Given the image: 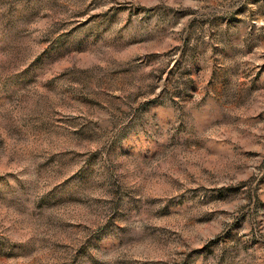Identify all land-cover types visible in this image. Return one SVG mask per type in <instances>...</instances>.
Segmentation results:
<instances>
[{"label":"rangeland","instance_id":"1","mask_svg":"<svg viewBox=\"0 0 264 264\" xmlns=\"http://www.w3.org/2000/svg\"><path fill=\"white\" fill-rule=\"evenodd\" d=\"M0 264H264V0H0Z\"/></svg>","mask_w":264,"mask_h":264}]
</instances>
